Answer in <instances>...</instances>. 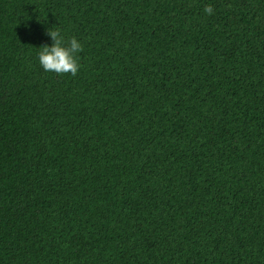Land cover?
<instances>
[{"label": "trees", "instance_id": "1", "mask_svg": "<svg viewBox=\"0 0 264 264\" xmlns=\"http://www.w3.org/2000/svg\"><path fill=\"white\" fill-rule=\"evenodd\" d=\"M0 264H264V0H0Z\"/></svg>", "mask_w": 264, "mask_h": 264}, {"label": "clouds", "instance_id": "2", "mask_svg": "<svg viewBox=\"0 0 264 264\" xmlns=\"http://www.w3.org/2000/svg\"><path fill=\"white\" fill-rule=\"evenodd\" d=\"M204 12L211 16L214 14V8L209 5ZM47 35L52 44L40 48L38 62L41 68L46 72L75 76L81 67L79 54L83 52L82 43L75 36L66 41L59 27L49 29Z\"/></svg>", "mask_w": 264, "mask_h": 264}]
</instances>
